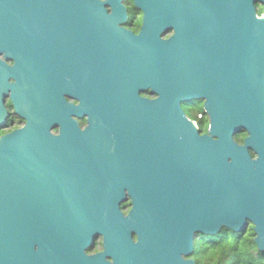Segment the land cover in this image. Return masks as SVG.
I'll return each mask as SVG.
<instances>
[{
    "label": "water",
    "instance_id": "95a60500",
    "mask_svg": "<svg viewBox=\"0 0 264 264\" xmlns=\"http://www.w3.org/2000/svg\"><path fill=\"white\" fill-rule=\"evenodd\" d=\"M132 2L138 34L125 0H0V53L15 59L0 61V94L12 91L26 120L0 140V264H106L107 252L112 264H197L186 257L198 234L251 226L264 253V14L249 5L236 17L238 44H257L256 60L226 74L221 91L222 82L191 74L186 45L221 44L220 0ZM78 44L121 58L99 55L95 77L78 56L93 48ZM122 72L124 111L96 109V83L110 87ZM134 84L158 98H140ZM194 99L207 100L203 137L182 107ZM72 116H87L88 127ZM239 131L248 135L242 146ZM97 235L105 252L86 256Z\"/></svg>",
    "mask_w": 264,
    "mask_h": 264
},
{
    "label": "flooded vegetation",
    "instance_id": "af4514ba",
    "mask_svg": "<svg viewBox=\"0 0 264 264\" xmlns=\"http://www.w3.org/2000/svg\"><path fill=\"white\" fill-rule=\"evenodd\" d=\"M249 5L253 6L255 13L258 16H263L264 14V4L258 3L257 0H220V10L222 15L224 16L222 25L224 26L222 32L218 34L219 39L222 40L221 44H186L187 45V55L190 63L191 74L193 75L194 71L197 70L201 73V79H205L207 84L219 83L222 82L221 85H214L220 88L221 91L225 90V76L229 74L238 64L244 60H249L250 62L253 59L256 60L257 54V44H238L237 40V30H236V17L243 13V8H248ZM229 17V19H226ZM130 17V16H129ZM142 20V16H141ZM228 23V29L226 25ZM131 29V28H130ZM141 29V26H140ZM135 34H138L140 30L134 31ZM79 47L84 46L85 48H93L90 50L89 56L78 53L79 60L86 58L89 59L92 66L93 72L97 73L96 63L100 57L110 58L112 60L118 61L120 60V51L119 49L108 50L105 47L101 46V52L98 54V46L97 44H78ZM108 45V44H106ZM98 47V48H97ZM100 55V57H99ZM64 58H65V49L64 47H60L56 54V59L58 63H63L64 66ZM0 61L5 63L7 66L12 67L15 63V59L6 58L4 53H0ZM89 62V61H88ZM79 64L81 62L79 61ZM77 68H79L77 66ZM98 74V73H97ZM66 75V74H65ZM63 77V83L65 84V76ZM249 81H251V85L253 87L254 94L258 91L257 82L254 78L251 80V75L247 77ZM14 79L10 78L9 83H13ZM82 84V82H80ZM104 83H96L93 94L94 107L101 111H118L123 112L124 100L128 98L130 85L129 83L125 84L124 82V73H120L118 76H114L111 80L110 87H106L103 85ZM235 76L233 79L232 86L235 87ZM231 88L233 90L234 88ZM134 90H138V95L140 98L147 100H155L158 98L157 94L152 93L149 90H141L139 86L136 84L133 85ZM64 89V88H63ZM65 90V89H64ZM235 90V89H234ZM108 92V93H107ZM110 96L108 97V95ZM0 140L3 136L10 134L20 128H23L26 124V120L18 116L17 107L15 106L12 98V91H7L4 94H0ZM69 103L79 104L73 98L67 97ZM207 100L198 99V100H190L184 104H182L183 109L186 108L188 110V114L186 115L197 127L199 131V135L201 137L208 135L209 127H210V118L206 112L205 104ZM186 114V113H185ZM73 120L79 123V127L81 130H84L88 127V117L72 116ZM55 134L58 133V129L53 130ZM246 131H239L234 135L235 142L242 146L247 138ZM253 159L258 158V154L256 150H249ZM129 205L127 207V214L131 208V200L128 199L125 203L122 204ZM250 228H253L251 226ZM132 243L136 244L139 241V235L133 233L132 234ZM104 235H97L94 240L90 243V245L85 249V255L89 257H94L99 254L105 252V244H104ZM154 253L161 254L160 249L157 244H154ZM190 257H186V259H190ZM104 262L106 264H112L114 259L107 252L104 257Z\"/></svg>",
    "mask_w": 264,
    "mask_h": 264
},
{
    "label": "trees",
    "instance_id": "16d2710c",
    "mask_svg": "<svg viewBox=\"0 0 264 264\" xmlns=\"http://www.w3.org/2000/svg\"><path fill=\"white\" fill-rule=\"evenodd\" d=\"M130 19L127 26L139 31L141 26V12L135 8L132 0H125ZM186 115L189 113L183 109ZM129 205L122 209L127 212ZM256 235L252 228L245 232H233L223 228L217 236L198 234L195 238V251L192 258L197 264H264V253L255 244Z\"/></svg>",
    "mask_w": 264,
    "mask_h": 264
},
{
    "label": "rangeland",
    "instance_id": "374dc122",
    "mask_svg": "<svg viewBox=\"0 0 264 264\" xmlns=\"http://www.w3.org/2000/svg\"><path fill=\"white\" fill-rule=\"evenodd\" d=\"M125 4H126V3H125ZM126 5H127V4H126ZM138 16L141 17L142 15L139 14Z\"/></svg>",
    "mask_w": 264,
    "mask_h": 264
},
{
    "label": "bare ground",
    "instance_id": "6f19581e",
    "mask_svg": "<svg viewBox=\"0 0 264 264\" xmlns=\"http://www.w3.org/2000/svg\"><path fill=\"white\" fill-rule=\"evenodd\" d=\"M127 29H129V28H127Z\"/></svg>",
    "mask_w": 264,
    "mask_h": 264
}]
</instances>
